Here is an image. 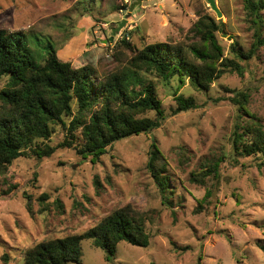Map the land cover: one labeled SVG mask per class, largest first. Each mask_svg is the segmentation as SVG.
Masks as SVG:
<instances>
[{
  "label": "rangeland",
  "instance_id": "obj_1",
  "mask_svg": "<svg viewBox=\"0 0 264 264\" xmlns=\"http://www.w3.org/2000/svg\"><path fill=\"white\" fill-rule=\"evenodd\" d=\"M133 2L0 0V29L36 36L42 45L49 40L59 59L75 69L87 64L111 68L110 42L123 37L139 49L155 43H192L189 30L200 14L225 24L217 40L226 57H232L234 41L243 50L250 46L243 0H214L220 18L207 0H144L112 36ZM155 80L165 118L151 133L114 143L94 162L74 147H65L42 160L19 158L8 167L1 186L18 189L10 199H0V264L6 263L4 255L8 264H23L26 249L81 234L124 207L147 214L149 246L119 243L113 261L107 262L86 240L80 262L67 264H264V166L258 157L232 163L235 108L227 99L231 90L248 92V108L264 125V47L243 78L227 73L204 93L186 81L178 94L193 97L197 109L173 114L177 82ZM5 81L0 80V90ZM145 116L153 118L155 113ZM64 136L57 130L51 145L62 143ZM153 141L167 161L172 192L167 198L147 169ZM219 159L218 181H191L192 173ZM211 190V198L202 202ZM44 194L47 198L41 200Z\"/></svg>",
  "mask_w": 264,
  "mask_h": 264
},
{
  "label": "trees",
  "instance_id": "obj_2",
  "mask_svg": "<svg viewBox=\"0 0 264 264\" xmlns=\"http://www.w3.org/2000/svg\"><path fill=\"white\" fill-rule=\"evenodd\" d=\"M243 8L252 32L251 43L243 50L237 41L232 42L231 58L224 55L217 40L225 24L209 14L199 15L189 30L192 43L185 45L155 43L139 49L128 37L110 42L114 59L111 68L87 64L75 69L70 62L59 59L49 40L42 45L36 36L0 29V80L6 79L0 90V199H10L18 189L17 185L2 188L1 177L19 158L42 160L60 148L74 147L84 159L90 157L94 162L114 143L159 128L165 116L155 79L177 82L173 91V114H177L198 108L193 97L178 94L186 81L204 93L227 73L243 78L264 47V0H243ZM230 94L227 99L235 108L230 135L232 163L236 166L238 158L258 157L260 167L264 166V125L248 108L250 95L238 90ZM150 112L155 113L153 118L145 116ZM57 130L65 133L64 140L51 145ZM221 162H206L200 171L191 174V181L204 183L207 177L218 181ZM166 165L153 141L147 169L163 198L172 194ZM211 196L212 190L207 191L202 202ZM46 198L44 194L40 199ZM147 220L146 213L133 212L129 207L117 209L81 234L43 241L26 249L23 264L78 263L86 240L105 254L107 262H112L119 243L149 246ZM2 259L8 264V256Z\"/></svg>",
  "mask_w": 264,
  "mask_h": 264
},
{
  "label": "water",
  "instance_id": "obj_3",
  "mask_svg": "<svg viewBox=\"0 0 264 264\" xmlns=\"http://www.w3.org/2000/svg\"><path fill=\"white\" fill-rule=\"evenodd\" d=\"M133 1H134V2L130 5L129 13L126 15V18H125V19H123L121 22H119L117 28H115V29L112 31V36H114V35L116 34V32H120V30L124 28V26L126 25V22H127V18H128V16L131 14L133 8H134L135 6H139V5L141 4V2L144 1V0H133ZM207 2H208V4H209L211 10L216 14V16H217L218 18H220V17H221V13H220V11L218 10V8H217V6H216L214 0H207Z\"/></svg>",
  "mask_w": 264,
  "mask_h": 264
}]
</instances>
